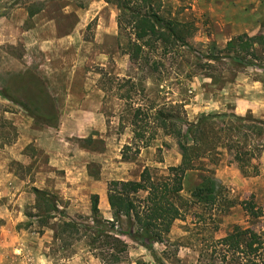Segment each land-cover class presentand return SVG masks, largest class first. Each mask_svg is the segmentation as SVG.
<instances>
[{
  "label": "rangeland",
  "instance_id": "1",
  "mask_svg": "<svg viewBox=\"0 0 264 264\" xmlns=\"http://www.w3.org/2000/svg\"><path fill=\"white\" fill-rule=\"evenodd\" d=\"M11 1L0 0L5 6L0 8V18L8 16L9 7L14 5ZM71 1L17 2L36 9L49 3L52 16L65 32L79 22V16L70 8L64 13L62 4L84 6L90 0ZM103 1L97 0L101 2L100 14L83 22L78 33L82 72L77 93L72 94L79 99L92 93L97 102H93L91 114L82 108L63 110L61 138L53 132L50 142L62 148L59 166L50 164L48 153L32 144L33 116L29 111L35 110L34 106L24 96L26 90H17L12 84V75L27 66L26 48L21 40L0 42V264H105L90 251L85 239L68 251L56 243L54 234L61 213L47 222L32 216L38 212L34 188L57 195L60 210L83 218L91 215V195L98 193L102 216L112 218L107 197L110 180L138 179L146 167L155 178L164 177L170 166L182 161L179 137L159 127L149 128L156 110L164 109L183 124V131L204 115H227L218 116L209 128L222 135L241 133L247 144L264 143V133L257 135L243 126L252 119L264 120V65L236 62L218 51L232 37L264 30V0H236L224 22L205 12L196 13L188 1L164 0L165 15L190 25L184 30L186 42L154 43L145 47L138 59H131L129 30L118 28V9ZM115 16L117 34H112L109 28ZM28 27L27 21L24 28ZM5 31L6 26L0 23V33ZM14 35L16 32L9 29L6 37ZM139 106L143 112L136 118ZM74 114L76 125L70 121ZM87 116L92 118V131L84 125ZM33 118L37 127L43 125ZM134 120L145 126L142 139L154 134L150 145L139 150L135 143L142 145V139L135 137ZM86 127L87 136L74 134ZM126 145L131 147L126 149ZM198 151L202 153L200 148ZM241 161L234 149L224 146L211 154H194L195 167L187 170L183 180V216L152 249L127 239L128 254L118 264H210L213 257H219L212 251L214 241L235 225L251 226L264 235V220H251L243 204L252 200L264 206V150L252 155L248 173L242 170ZM207 176L220 184L214 203L194 196Z\"/></svg>",
  "mask_w": 264,
  "mask_h": 264
},
{
  "label": "trees",
  "instance_id": "2",
  "mask_svg": "<svg viewBox=\"0 0 264 264\" xmlns=\"http://www.w3.org/2000/svg\"><path fill=\"white\" fill-rule=\"evenodd\" d=\"M107 2L113 3L119 11L117 23L120 31L130 32L131 59L140 58L144 48L154 43H169L172 40L186 42L184 30L190 28V25L188 22L165 15L164 0H107ZM218 51L224 54V57L234 58L236 62L262 66L264 65V30L254 35L242 33L232 37L227 41L226 46ZM12 76V84L14 83L17 90H26L24 96L35 110L40 111L37 113L28 108L32 116L42 124L57 126L58 109L42 79L30 70ZM129 82L133 81L129 80ZM142 112L143 109L137 107L136 118ZM218 116L227 115H204L183 131L182 123L171 118L164 109L156 110L154 124L149 128L159 127L167 133L178 136L182 161L177 166H170L168 174L164 177L155 178L150 168L146 167L138 179L110 180L107 197L112 218L102 216L98 193L91 195V215L88 218L71 217L60 210L61 201L57 195L36 187L34 188L35 208L38 212L32 213V216L36 215L47 222V219L55 218L56 214L61 213L62 217L59 218L55 228L56 243L60 242L62 248L68 251L76 242L85 239L90 251L105 264H118L126 258L129 249L127 239L152 249L154 243L163 241L170 233L175 220L183 216L184 204L181 195L183 180L187 170L195 167L194 154H211L218 146L234 149L238 161L242 160V170L248 173L252 155L264 150L263 142L255 145L247 144L241 139V133L233 136L229 135V132L222 135L220 131H213L209 126L214 124ZM236 118L245 119L238 116ZM133 124L136 126L135 137L142 139L145 126L139 125L137 120H134ZM243 126L257 135L264 133V120L252 119L248 125ZM152 138L154 134L142 139V145L136 142L137 150L150 145ZM130 147L131 145L125 146L126 149ZM199 148L202 153L199 151L196 153ZM256 170L255 174L258 173L257 167ZM219 185L215 177L207 176L194 196L199 200L214 203ZM243 204L251 220H264V206H257L252 200ZM212 251L214 254L218 253L219 257H213L210 264H264V235L251 226L235 225L230 233L214 241Z\"/></svg>",
  "mask_w": 264,
  "mask_h": 264
},
{
  "label": "crops",
  "instance_id": "3",
  "mask_svg": "<svg viewBox=\"0 0 264 264\" xmlns=\"http://www.w3.org/2000/svg\"><path fill=\"white\" fill-rule=\"evenodd\" d=\"M17 1L12 0L11 2L14 5L9 7V11L6 14L8 16L0 18V23L6 26V31L0 33V42L6 40L10 43H16L18 40L23 42L26 48L25 57L27 58V66L24 71L30 70L41 78L46 90L55 100L59 113L58 125L43 124L41 127H37L32 117V144L48 153L50 158H52L50 164L59 166L62 148H58L57 146L55 148L50 145V142L53 139V136H51L53 132L58 134L56 135L57 139L61 138L65 123L63 110L82 108V111L91 114L90 109L92 108V104L93 102H97L92 93H84L82 98L79 99L72 94L77 93L75 88L78 78L81 79V76L78 77V75L82 72L81 70L79 71L78 64V33H80L83 22L93 20L100 14L101 5L99 4L101 2L90 0L84 6H80L77 2H74L75 4L72 6H67L68 3L62 4L61 7L64 13H67L68 8H70L71 12H75L79 16V22L69 31L63 32L56 18L52 16V9L49 3H45L36 9L31 4L22 5L21 2ZM184 1H188L191 10L196 13L201 14L205 12L211 14L221 22L228 20L227 15L228 12L230 13V7L237 4L236 0ZM15 2L17 3L15 4ZM72 2L73 0L69 3ZM103 2L109 4L106 0ZM2 6L4 5H0V8ZM27 21L29 22V27L24 28ZM9 29L13 30L14 34L16 32V35L12 39L6 37ZM109 30L112 34H117L116 16L114 18V25L110 26ZM67 49L68 52H66ZM64 53L67 54V57ZM66 95L71 96L66 98ZM77 118V114L70 117L73 125H76ZM84 125L88 127V130H93V121L90 116L85 117ZM87 127L86 129L84 128V132L74 131V134L80 137L87 136Z\"/></svg>",
  "mask_w": 264,
  "mask_h": 264
}]
</instances>
